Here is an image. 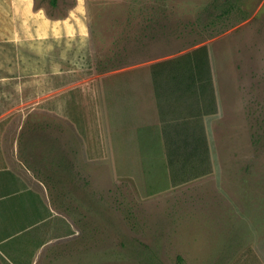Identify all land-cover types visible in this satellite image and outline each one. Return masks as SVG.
I'll return each instance as SVG.
<instances>
[{
  "label": "rangeland",
  "instance_id": "374dc122",
  "mask_svg": "<svg viewBox=\"0 0 264 264\" xmlns=\"http://www.w3.org/2000/svg\"><path fill=\"white\" fill-rule=\"evenodd\" d=\"M78 1L91 15L96 74L67 100L75 121L33 113L24 136L38 151L27 164L77 216L76 242L95 245L97 264H199L203 247L205 264L249 259L251 220L264 215V0ZM201 47L216 112L187 144L164 129L163 104L186 113L179 85L169 73L156 85L154 70ZM201 165L206 174L176 181Z\"/></svg>",
  "mask_w": 264,
  "mask_h": 264
},
{
  "label": "crops",
  "instance_id": "0c3cea01",
  "mask_svg": "<svg viewBox=\"0 0 264 264\" xmlns=\"http://www.w3.org/2000/svg\"><path fill=\"white\" fill-rule=\"evenodd\" d=\"M38 4L0 0V264H97L95 245L76 242V214L64 212L28 165L38 151L31 146L32 136L24 137L34 115L75 121L67 100H74L79 85L96 74L91 15L78 0L66 7L57 1L53 11ZM215 112L195 119L201 133L203 117ZM261 218L251 220L254 243L249 242L250 258L241 264H264ZM205 250L199 264H205Z\"/></svg>",
  "mask_w": 264,
  "mask_h": 264
},
{
  "label": "trees",
  "instance_id": "16d2710c",
  "mask_svg": "<svg viewBox=\"0 0 264 264\" xmlns=\"http://www.w3.org/2000/svg\"><path fill=\"white\" fill-rule=\"evenodd\" d=\"M50 1L52 5L56 4L57 2V0ZM178 64H180V66L175 68V66ZM170 70L171 72H169ZM167 75L168 80H166V82L179 85V87L177 86V89L179 90L178 100L183 102L186 101L185 103L187 105V110L185 115L179 118L177 116V113L172 114V109L175 111V108L171 106V100L163 104V110L165 108H169V113L167 115H164L163 113L164 129L168 132L174 128L176 135H179V137L181 138V142L184 143L185 141L187 142V144L189 142H191V144H194L192 141H197L199 138L198 136L202 132L201 124L199 122H196L195 119H199L201 116L213 113L216 108L213 75L211 71L207 47H201L177 59L157 63L154 70L155 84L158 85L162 82H165V77H167ZM176 99L177 98H174L173 101H176ZM167 136L169 138V145L167 146L168 158L171 162L172 135L167 134ZM204 147L206 149V146H203V148ZM200 152L201 149L199 147L196 152L193 151L191 153H188V156H196L200 154ZM202 152L204 151L202 150ZM201 160H204L203 157L201 158ZM203 169L204 167L201 165L199 167L193 166V168L188 170L185 174H183L184 172L181 171L180 173L182 174L175 175L176 181L180 179L187 181L189 180L188 178L194 179L196 177L204 175L207 173V171ZM178 264L186 263L182 257H178Z\"/></svg>",
  "mask_w": 264,
  "mask_h": 264
}]
</instances>
